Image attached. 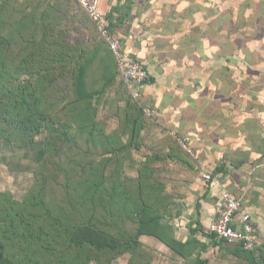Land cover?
<instances>
[{
	"label": "rangeland",
	"instance_id": "374dc122",
	"mask_svg": "<svg viewBox=\"0 0 264 264\" xmlns=\"http://www.w3.org/2000/svg\"><path fill=\"white\" fill-rule=\"evenodd\" d=\"M98 36L75 0H0V264H185L126 210L157 180L142 172L156 155L141 138L121 147L126 133L111 152L93 144V119L100 136L122 130L128 96L93 62ZM234 249L213 263L264 264Z\"/></svg>",
	"mask_w": 264,
	"mask_h": 264
},
{
	"label": "crops",
	"instance_id": "0c3cea01",
	"mask_svg": "<svg viewBox=\"0 0 264 264\" xmlns=\"http://www.w3.org/2000/svg\"><path fill=\"white\" fill-rule=\"evenodd\" d=\"M100 10L148 75L138 103L156 114L139 132L149 155L163 156L151 167H164L168 235L194 249L181 260L214 264L236 247L205 233L223 191L241 201L264 249V0H103ZM100 44L93 62L104 57L109 80L114 62Z\"/></svg>",
	"mask_w": 264,
	"mask_h": 264
},
{
	"label": "built area",
	"instance_id": "2783aa9c",
	"mask_svg": "<svg viewBox=\"0 0 264 264\" xmlns=\"http://www.w3.org/2000/svg\"><path fill=\"white\" fill-rule=\"evenodd\" d=\"M75 1L93 22L100 38L113 54L117 71L125 83L128 94L139 105L141 86L148 80V75L138 60L140 53L126 52L122 49L119 38L110 32V23L100 10L103 0ZM142 110L147 117H153L156 114L149 108L143 107ZM179 141L187 153L192 154L191 148L186 146L187 140ZM203 178L207 181L210 179L208 175H204ZM237 222L240 226L236 225ZM205 233L217 242L237 244L248 251L254 250L258 244V237L249 214L242 211L241 201L227 191L222 192L220 203L216 208L215 220L208 226Z\"/></svg>",
	"mask_w": 264,
	"mask_h": 264
},
{
	"label": "trees",
	"instance_id": "16d2710c",
	"mask_svg": "<svg viewBox=\"0 0 264 264\" xmlns=\"http://www.w3.org/2000/svg\"><path fill=\"white\" fill-rule=\"evenodd\" d=\"M77 3V2H76ZM97 32V30H96ZM98 33V32H97ZM99 35V34H98ZM100 38V36H98ZM100 40L104 43V41L100 38ZM105 47L107 48L109 54L111 55L113 62H114V74L117 75V66H116V61L115 58L113 56V54L110 52V50L108 49L107 45L104 43ZM84 76V72L82 70L79 71V77H80V89L83 90L82 86H84V88L86 89L84 84H87V79H83L82 77ZM104 76V75H103ZM99 80L102 79V75L99 73ZM106 78V77H105ZM83 81V82H82ZM1 84V83H0ZM125 113L123 115L122 118V130L118 131V133H113V134H107V135H102L100 136L99 134L103 133V129H101L100 127L97 126V124L95 123V120L93 119V144L95 146H105V151L106 152H111L114 150V146L111 142L112 138L113 140H115L114 138H117L119 136H123L125 133L127 135L126 141L125 143L121 145V147H129V146H134V148L139 149V140H140V127L142 124V118H148L144 113L143 110L141 108V106H139L137 104V102H135L130 95L128 94L127 96V108L125 107ZM150 118V117H149ZM141 121V123H140ZM90 131V128H89ZM120 133V134H119ZM125 136V135H124ZM104 140L106 141V144H104ZM135 144V145H134ZM160 159H158V156H155L153 158H151L148 162L143 164V173H147V178L148 177H153L156 178L157 180H155L154 183H149V189L147 191H143L138 192V201L134 204H126V210H129L131 212L134 213V215L138 216V233L139 235H147V234H151L154 235L157 233V230L159 227L160 230L159 231H163V242H167L166 244L169 245V247H171V249L181 258H183L185 261H190L192 254H194V249L191 250L190 252H187L185 250L186 244L180 242V241H175L172 239V237H170L168 234L170 232L171 227L168 226L167 224H165V220L166 217L169 214V199L167 196H165L163 194V182L161 180V176L159 175V177H157L155 175L154 169L151 167L152 162L154 163L155 161H158ZM146 178V177H145ZM145 183V182H144ZM146 185L145 184H140L139 186L142 187ZM143 193L148 194L151 193L149 195H152L153 197L151 198H146V200L143 197ZM155 204H160L157 205L156 207L154 206ZM167 221V220H166ZM212 237V236H210ZM213 238V237H212ZM214 239V238H213ZM217 243H222V242H217ZM224 243V242H223ZM261 246L259 245V243L257 244V246L255 247V250L252 251H248L245 249H242L241 247H235V249L233 250V252L236 255H239V253L243 254L246 256V258H252V253L254 251H258L260 252V255L262 254L261 257L264 258V249L260 248ZM194 259V258H193ZM193 259H191L193 261ZM2 260V252L0 251V261ZM252 260V259H251ZM256 261V260H255ZM258 261L254 262L255 264H259ZM203 262L198 259V257H196V262L195 264H202ZM264 263V262H263Z\"/></svg>",
	"mask_w": 264,
	"mask_h": 264
}]
</instances>
